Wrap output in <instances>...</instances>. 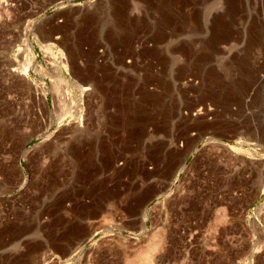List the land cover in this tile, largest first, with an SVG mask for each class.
Returning <instances> with one entry per match:
<instances>
[{"label": "rangeland", "instance_id": "374dc122", "mask_svg": "<svg viewBox=\"0 0 264 264\" xmlns=\"http://www.w3.org/2000/svg\"><path fill=\"white\" fill-rule=\"evenodd\" d=\"M154 243L264 264V0H0V264Z\"/></svg>", "mask_w": 264, "mask_h": 264}, {"label": "bare ground", "instance_id": "6f19581e", "mask_svg": "<svg viewBox=\"0 0 264 264\" xmlns=\"http://www.w3.org/2000/svg\"><path fill=\"white\" fill-rule=\"evenodd\" d=\"M161 240V239H160ZM163 241V240H162ZM154 242H156L155 240H154ZM157 242H158V240H157ZM156 242V243H157ZM159 244V243H158ZM158 244H149V246L151 245V247H147L148 249H145L142 253L141 252H139V253H141V255H140V258H139V260H138V262L140 263V264H147L149 261H150V259H152L151 258V256H152V254H153V252L158 248L157 246H159ZM160 247V246H159ZM146 248V247H145ZM137 259H138V257H137Z\"/></svg>", "mask_w": 264, "mask_h": 264}]
</instances>
